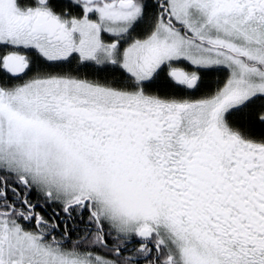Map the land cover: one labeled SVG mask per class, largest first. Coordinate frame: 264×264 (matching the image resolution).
<instances>
[{
    "label": "snow or ice",
    "instance_id": "6c2138e0",
    "mask_svg": "<svg viewBox=\"0 0 264 264\" xmlns=\"http://www.w3.org/2000/svg\"><path fill=\"white\" fill-rule=\"evenodd\" d=\"M0 264H264V0H0Z\"/></svg>",
    "mask_w": 264,
    "mask_h": 264
}]
</instances>
